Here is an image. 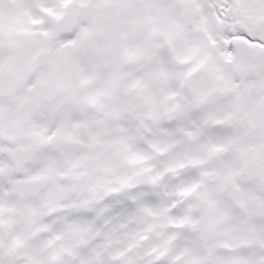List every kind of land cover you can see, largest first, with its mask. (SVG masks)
Masks as SVG:
<instances>
[{"label":"snow or ice","instance_id":"snow-or-ice-1","mask_svg":"<svg viewBox=\"0 0 264 264\" xmlns=\"http://www.w3.org/2000/svg\"><path fill=\"white\" fill-rule=\"evenodd\" d=\"M0 264H264V0H0Z\"/></svg>","mask_w":264,"mask_h":264}]
</instances>
